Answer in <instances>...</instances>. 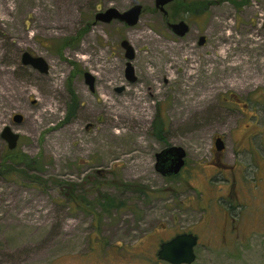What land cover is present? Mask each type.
Masks as SVG:
<instances>
[{"label":"rangeland","instance_id":"obj_1","mask_svg":"<svg viewBox=\"0 0 264 264\" xmlns=\"http://www.w3.org/2000/svg\"><path fill=\"white\" fill-rule=\"evenodd\" d=\"M154 1L0 0V264H161L158 244L181 232L198 236L191 264H264V0H172L166 16ZM134 4V26L95 21ZM140 87L142 121L106 126L101 96L120 107ZM173 146L185 165L169 178L155 156Z\"/></svg>","mask_w":264,"mask_h":264},{"label":"water","instance_id":"obj_2","mask_svg":"<svg viewBox=\"0 0 264 264\" xmlns=\"http://www.w3.org/2000/svg\"><path fill=\"white\" fill-rule=\"evenodd\" d=\"M155 7L166 16L167 12L164 6L172 0H155ZM142 12V5L134 4L132 7L119 12L115 7L107 8L104 11L97 12L95 21H103L106 23L111 22L113 19H118L124 22L128 26H134L139 20ZM174 34L185 35L189 29V25L184 20H179L176 23H168ZM205 41V36H200L198 45H202ZM122 48H125L124 55L127 59L132 60L134 56V49L128 43L126 39L120 43ZM21 63L31 65L34 69H38L42 73H46L48 70V63L41 56H33L30 52L24 51L21 56ZM126 77L129 81L134 80L133 70L129 61L126 62ZM85 82L89 84L90 89L93 88V76L90 73H84ZM121 90V88H118ZM21 114H15L13 120L15 122H21ZM1 137L6 141L10 150L15 149L18 144L19 134L13 132L9 126H5L1 130ZM215 149L220 152L224 148V144L221 137H217L214 140ZM157 162L155 164L156 170H158L164 176H174L178 174L185 165V149L180 146H173L162 150L161 153L156 154ZM198 236L192 232L177 233L170 239L162 241L158 244L156 251V258L160 261L169 264H191L195 261V247L198 244Z\"/></svg>","mask_w":264,"mask_h":264},{"label":"bare ground","instance_id":"obj_3","mask_svg":"<svg viewBox=\"0 0 264 264\" xmlns=\"http://www.w3.org/2000/svg\"><path fill=\"white\" fill-rule=\"evenodd\" d=\"M145 36V35H144ZM146 37V36H145ZM152 40V45L151 47H155L157 46V43L155 40L151 39ZM224 51L220 52L221 55H224ZM184 57H186V54H184ZM156 60L161 58V55L158 54V56H155ZM163 59V58H162ZM158 60V61H159ZM162 61V60H161ZM196 61V59H193L191 63H193L192 65H186L184 68V73L186 76H191L192 73H196L198 71V69L200 68L198 66V64L194 63ZM172 65H168L166 67H164L165 69V73L167 75V79H176L177 76H175L173 74V72H171V68ZM99 68H102V66H99ZM104 70V69H103ZM210 70H213L214 71V67L211 66V69ZM148 73L151 72V69L148 68ZM97 75L98 77L103 80L104 77H105V73H109V71H100V70H97ZM251 74L249 73H245L243 76H242V79L243 80H247L248 77L250 76ZM202 89H205L206 90H209L206 86H203ZM155 91L157 93L160 94V89L159 87L157 86L155 88ZM135 95H136V98L135 99H126L125 102L122 103V105L120 107H116V104H114L112 102V100L110 99V96H108V94H104L103 96H101V100H102V104L104 105L102 108L104 109V107L107 109V111L105 112V115L107 116V121H106V126L108 127H115L116 124L118 123H125V122H129V123H135V125L139 122L142 121V118H143V114L144 113H140L142 110L145 111L146 109H142L144 106L141 105V96H142V89L141 87L140 88H137L135 89ZM151 94L152 92L149 91ZM199 98H203V95H201ZM138 108L141 110L139 111ZM101 109V110H103ZM185 109H190L192 112L194 111H201L200 110V107H197L196 105L194 106H189V107H185ZM118 132V131H117ZM116 132V133H117Z\"/></svg>","mask_w":264,"mask_h":264},{"label":"trees","instance_id":"obj_4","mask_svg":"<svg viewBox=\"0 0 264 264\" xmlns=\"http://www.w3.org/2000/svg\"><path fill=\"white\" fill-rule=\"evenodd\" d=\"M64 44H68L69 43V40L68 39H64ZM162 123H163V120H161L160 122H159V125H160V129L163 127V125H162ZM10 152V151H9ZM11 154V153H10ZM9 156V155H8ZM20 158L22 159V158H24L23 160L26 162V163H29L30 161H32L33 163H35V161L36 160H34V159H32V160H30L29 159V157L27 158V157H25L24 155H21L20 156ZM169 178H172V177H169ZM113 204V201H112V203H109L108 204V202L106 203V205H107V207H111V205ZM121 205H117V207H120ZM157 259V258H156ZM157 262H159V263H161V264H166L165 262H163V261H160L159 259L157 260Z\"/></svg>","mask_w":264,"mask_h":264},{"label":"flooded vegetation","instance_id":"obj_5","mask_svg":"<svg viewBox=\"0 0 264 264\" xmlns=\"http://www.w3.org/2000/svg\"><path fill=\"white\" fill-rule=\"evenodd\" d=\"M237 105H241L239 109H240L241 111H243L242 108H247L249 104H248L246 101H245V102H244V101H243V102L237 101ZM215 139H216V138H215ZM215 139H214V140H215ZM216 156H217V158H218V155H217V154H216ZM174 176H175V175H174ZM174 176H166V177H174Z\"/></svg>","mask_w":264,"mask_h":264}]
</instances>
